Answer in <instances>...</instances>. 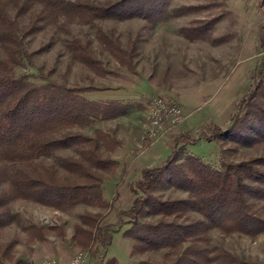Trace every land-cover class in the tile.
Instances as JSON below:
<instances>
[{"label": "trees", "instance_id": "obj_1", "mask_svg": "<svg viewBox=\"0 0 264 264\" xmlns=\"http://www.w3.org/2000/svg\"><path fill=\"white\" fill-rule=\"evenodd\" d=\"M174 1L0 0V232L18 222L10 209L18 200L61 212L81 205L108 209L106 174L113 173L119 161L101 149L112 151L110 144L115 140L100 128L93 135L82 130L143 108L139 102L119 98H89L87 93L108 87L70 85L47 78L39 68L40 80H35L38 75L20 69L35 66V54L52 43L29 51L28 38L49 27L68 33L73 23L88 25L95 28L100 45L132 70L138 55L134 40L129 38L123 45L114 30H104L97 22L139 18L157 26L203 7L176 6ZM219 18L199 19L181 30L191 39L205 38ZM257 45L262 56L250 88L236 102L228 123L221 127L208 122V128L199 132L219 146V164L187 151L183 145L197 139L182 132L164 161L143 168L132 183L135 197L129 209L118 213L117 224H101L99 214L79 216L73 235L78 246L97 253L111 244L113 234L128 226L124 236L132 241L131 256L160 253L159 261L144 259L137 264H262L210 246L213 229L249 238L264 233V216L258 208L264 205V154L238 161L226 156L237 146L264 145V31L257 35ZM66 47L73 60L97 75H107L89 41L73 37ZM68 149L74 154H58ZM46 158L55 162L45 165ZM167 190L186 197L165 198ZM2 256L0 264H4ZM102 264L117 262L111 258Z\"/></svg>", "mask_w": 264, "mask_h": 264}, {"label": "rangeland", "instance_id": "obj_2", "mask_svg": "<svg viewBox=\"0 0 264 264\" xmlns=\"http://www.w3.org/2000/svg\"><path fill=\"white\" fill-rule=\"evenodd\" d=\"M173 4L203 7L157 26L139 18L97 22L104 30H114L123 45L129 38L134 40L138 55L132 70L120 65L100 45L95 28L88 25L73 23L68 33L49 27L28 38L29 51L52 44L35 54V66L27 65L20 70L38 75L39 68L47 78L63 79L70 85L107 86L108 89L89 92L87 96L139 102L143 108L82 130L87 135H93L94 129L100 128L109 132L115 140L110 144L112 151L101 149L104 155L119 161L115 171L106 174L104 183V196L111 203L110 207L99 209L81 205L61 212L27 201L13 202L10 209L17 214L18 222L0 232V254L4 255L2 263L44 264L51 259L56 264H68L79 253L85 256L82 264H102L111 258H115L117 264H137L144 259L160 260V253L130 255L132 241L124 236L128 226L113 234L106 249L99 248V252L94 253L93 248H81L73 240L74 228L80 224L79 216L99 214L101 224H117L118 213L129 209L135 197L130 191L132 183L140 177L143 168L154 167L164 161L174 139L184 134L182 132H188V137L197 139L196 143L183 145L187 151L217 166L219 146L213 141H206L199 132L208 128V122L221 127L228 123L236 102L250 88L251 75L262 56L257 35L264 31V0H175ZM216 15L220 18L205 38L191 39L181 30L199 19ZM73 37L90 42L94 55L108 69L107 75H97L73 60L66 47V42ZM34 79L40 80V75ZM157 96L179 105L184 118L179 123H165L151 135L149 107L152 98ZM58 154L73 155L74 151L61 150ZM263 154L264 145L237 146L226 156L238 161ZM54 162L53 158L42 160L45 165ZM163 195L170 199L186 197V194L174 190H167ZM258 208L264 216V205ZM210 246L264 264V233L249 238L237 233L225 235L213 229Z\"/></svg>", "mask_w": 264, "mask_h": 264}, {"label": "built area", "instance_id": "obj_3", "mask_svg": "<svg viewBox=\"0 0 264 264\" xmlns=\"http://www.w3.org/2000/svg\"><path fill=\"white\" fill-rule=\"evenodd\" d=\"M150 117L149 124L151 125L150 134L154 135L157 130L163 127L165 123H179L183 120L184 115L181 107L173 101H167L164 98L157 96L152 98L150 102ZM85 256L79 253L72 258L68 264H82ZM44 264H56L54 260H46Z\"/></svg>", "mask_w": 264, "mask_h": 264}, {"label": "crops", "instance_id": "obj_4", "mask_svg": "<svg viewBox=\"0 0 264 264\" xmlns=\"http://www.w3.org/2000/svg\"><path fill=\"white\" fill-rule=\"evenodd\" d=\"M142 167H144V166H142Z\"/></svg>", "mask_w": 264, "mask_h": 264}]
</instances>
